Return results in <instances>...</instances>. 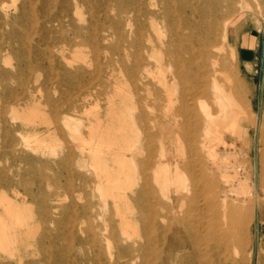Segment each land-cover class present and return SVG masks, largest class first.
I'll return each mask as SVG.
<instances>
[{"label":"bare ground","instance_id":"6f19581e","mask_svg":"<svg viewBox=\"0 0 264 264\" xmlns=\"http://www.w3.org/2000/svg\"><path fill=\"white\" fill-rule=\"evenodd\" d=\"M237 2L0 0V264H253Z\"/></svg>","mask_w":264,"mask_h":264},{"label":"rangeland","instance_id":"374dc122","mask_svg":"<svg viewBox=\"0 0 264 264\" xmlns=\"http://www.w3.org/2000/svg\"><path fill=\"white\" fill-rule=\"evenodd\" d=\"M237 5L239 17L232 26L235 30L234 32H237L235 34L236 39L230 42V46H234L237 49L238 75L246 90L248 109L251 108L249 109L250 112L254 113L261 108L263 112L264 71L261 70V49L264 40V0H238ZM244 46L246 47L244 48ZM86 49L89 50L87 47ZM239 53L241 54L239 55ZM253 134L254 131L251 129L249 133L250 143H253ZM235 144L237 151H240L241 148L238 149V147H242L240 142L235 141ZM243 149L247 150V147ZM244 157L246 163L250 162L249 164L247 163L249 165L250 175L256 182L258 180L259 169L255 165L253 149ZM240 158H242V155H240ZM245 162L244 164H246ZM260 237V242L264 245V232H261ZM256 263L264 264V249L262 250L260 246L255 248L253 264ZM76 264L92 263L90 260H85L79 261Z\"/></svg>","mask_w":264,"mask_h":264},{"label":"water","instance_id":"95a60500","mask_svg":"<svg viewBox=\"0 0 264 264\" xmlns=\"http://www.w3.org/2000/svg\"><path fill=\"white\" fill-rule=\"evenodd\" d=\"M261 70L264 71V40L261 49Z\"/></svg>","mask_w":264,"mask_h":264},{"label":"crops","instance_id":"0c3cea01","mask_svg":"<svg viewBox=\"0 0 264 264\" xmlns=\"http://www.w3.org/2000/svg\"><path fill=\"white\" fill-rule=\"evenodd\" d=\"M246 46H244V48H245Z\"/></svg>","mask_w":264,"mask_h":264}]
</instances>
